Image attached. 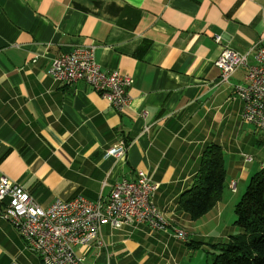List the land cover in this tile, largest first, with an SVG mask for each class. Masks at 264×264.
<instances>
[{
	"label": "crops",
	"instance_id": "0c3cea01",
	"mask_svg": "<svg viewBox=\"0 0 264 264\" xmlns=\"http://www.w3.org/2000/svg\"><path fill=\"white\" fill-rule=\"evenodd\" d=\"M81 48L94 49L101 71L130 77L121 112L85 84L48 74L54 59ZM225 49L254 65L264 0H0V177L47 208L55 199L98 201L139 171L151 176L166 231L102 226V249L76 250L85 264H186L193 245L225 242L230 231H216L231 184L236 195L264 164V130L242 122L231 94L246 69L219 83L214 62ZM120 143L123 156H105ZM211 145L221 149L228 194L190 221L178 201ZM177 229L186 240L173 237ZM0 264H42L1 218Z\"/></svg>",
	"mask_w": 264,
	"mask_h": 264
},
{
	"label": "built area",
	"instance_id": "2783aa9c",
	"mask_svg": "<svg viewBox=\"0 0 264 264\" xmlns=\"http://www.w3.org/2000/svg\"><path fill=\"white\" fill-rule=\"evenodd\" d=\"M218 42L219 38H215ZM255 63L247 64V54L225 49L214 62L219 83L228 85L230 76L239 68L246 69L245 84L232 88V96L243 104L242 122L264 130V50L258 49ZM48 74L54 82L71 85L83 83L96 92L116 112L129 102L131 80L116 72L101 71L94 59V49L81 48L54 59ZM147 131V130H146ZM125 153V144L109 148L105 156L117 158ZM244 161L252 159L244 156ZM235 191V184H231ZM157 185L145 172H137L133 180L116 182L109 196L98 201L76 197L70 201L55 199L42 208L22 186L5 176L0 177V218L9 223L26 243L28 250L42 264H85L76 250L93 245L104 247L102 226L118 231L146 225L152 231H166L165 223L154 202ZM175 239L186 240L185 234L173 231Z\"/></svg>",
	"mask_w": 264,
	"mask_h": 264
},
{
	"label": "trees",
	"instance_id": "16d2710c",
	"mask_svg": "<svg viewBox=\"0 0 264 264\" xmlns=\"http://www.w3.org/2000/svg\"><path fill=\"white\" fill-rule=\"evenodd\" d=\"M225 173L221 149L215 145L206 148L191 187L178 201L190 221L199 220L220 202ZM234 215L236 235H229L223 243L199 244L211 251L208 264H264V164L249 178Z\"/></svg>",
	"mask_w": 264,
	"mask_h": 264
},
{
	"label": "rangeland",
	"instance_id": "374dc122",
	"mask_svg": "<svg viewBox=\"0 0 264 264\" xmlns=\"http://www.w3.org/2000/svg\"><path fill=\"white\" fill-rule=\"evenodd\" d=\"M261 162H262V157L259 154H257L256 158L254 159V167L253 168H255L257 170L258 167L260 166ZM247 184H248V182H247ZM247 184L242 188V190H240V187H239V192L236 195L231 194V193H234V191L229 192V194L226 192V190L223 191V193H222L223 197L226 194H228V196L225 199L226 208H225V210L221 216V228L218 229L216 231V233H219L221 229L223 230V228L224 229L227 228V230L230 231L229 235H236L237 234L238 229L236 227H234V221H235L234 209H235L236 204L240 201L242 195L245 193L246 188H247ZM153 202H154V199H153ZM160 216H161V214H160ZM185 238H186V235H185ZM209 241H210L209 238H207V240L205 242L208 243ZM219 242H221V240L217 241V243H219ZM209 252H211V251L209 249H207V247H205V246H200L196 249H193L192 251H189L187 254L188 258L186 259V261H188V262L186 264H208V263H210L212 258H211V255ZM190 260H191V263H189Z\"/></svg>",
	"mask_w": 264,
	"mask_h": 264
}]
</instances>
